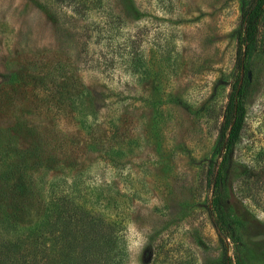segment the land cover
Here are the masks:
<instances>
[{"label":"rangeland","instance_id":"1","mask_svg":"<svg viewBox=\"0 0 264 264\" xmlns=\"http://www.w3.org/2000/svg\"><path fill=\"white\" fill-rule=\"evenodd\" d=\"M69 1L0 0V136L34 128L55 156L40 177L110 226L125 264H264V14L226 238L216 147L243 0Z\"/></svg>","mask_w":264,"mask_h":264},{"label":"trees","instance_id":"2","mask_svg":"<svg viewBox=\"0 0 264 264\" xmlns=\"http://www.w3.org/2000/svg\"><path fill=\"white\" fill-rule=\"evenodd\" d=\"M84 2L69 1L73 9ZM263 14L264 0H243L240 26L235 31L239 77L225 107L216 147L221 162L212 207L226 238H232L235 222L228 218L230 205L221 185L230 173L245 128L247 101L254 86L247 77L249 58L257 48ZM23 128L15 125L0 136V264H125L127 254L112 247L114 241L107 232L110 226L83 208L74 194L65 190L64 181H43L39 174L53 169L55 156L51 161L45 154L34 128L28 130L26 145L21 146L19 131ZM225 264H233L232 259Z\"/></svg>","mask_w":264,"mask_h":264},{"label":"water","instance_id":"3","mask_svg":"<svg viewBox=\"0 0 264 264\" xmlns=\"http://www.w3.org/2000/svg\"><path fill=\"white\" fill-rule=\"evenodd\" d=\"M247 77H248V79H249L250 82L253 81V73H252V71H248L247 72ZM221 188H222V185H221Z\"/></svg>","mask_w":264,"mask_h":264}]
</instances>
